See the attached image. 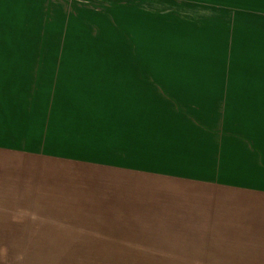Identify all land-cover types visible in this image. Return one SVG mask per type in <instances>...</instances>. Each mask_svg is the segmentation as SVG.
<instances>
[{"label":"rangeland","instance_id":"rangeland-1","mask_svg":"<svg viewBox=\"0 0 264 264\" xmlns=\"http://www.w3.org/2000/svg\"><path fill=\"white\" fill-rule=\"evenodd\" d=\"M257 7L0 0V264H264Z\"/></svg>","mask_w":264,"mask_h":264},{"label":"crops","instance_id":"crops-1","mask_svg":"<svg viewBox=\"0 0 264 264\" xmlns=\"http://www.w3.org/2000/svg\"><path fill=\"white\" fill-rule=\"evenodd\" d=\"M251 3H254V4H258V6H261V7H257V9L256 8H254V9H256V10H259V9H261V11H263L264 10V0H249ZM254 9H252L251 8V10H254ZM243 16V15H242ZM247 16V15H246ZM247 17H249V16H247ZM251 17H255V16H253V15H251ZM258 17H260V16H257V18Z\"/></svg>","mask_w":264,"mask_h":264}]
</instances>
